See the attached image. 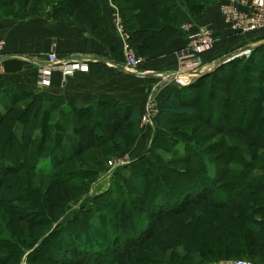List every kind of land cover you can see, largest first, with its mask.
Returning <instances> with one entry per match:
<instances>
[{
    "label": "rangeland",
    "instance_id": "rangeland-1",
    "mask_svg": "<svg viewBox=\"0 0 264 264\" xmlns=\"http://www.w3.org/2000/svg\"><path fill=\"white\" fill-rule=\"evenodd\" d=\"M81 5L82 1L80 0H27V2L24 0H14L13 2L8 1L0 5V18L21 19L47 16L51 19H70L73 22L98 26V18L97 16L94 18V11H87L88 9ZM92 13L93 18L91 17ZM119 18L118 21L115 19L113 22L114 30L116 32V26L120 22V26H117V28L123 29L124 34L127 36L125 39L130 50L141 58L139 66L150 55L166 47V45L160 47L148 56L139 55L131 43V33L125 26L121 15H119ZM93 21L95 22L92 24ZM186 24L192 27L190 23H182L178 27L183 30V26ZM212 35L216 40L213 32ZM188 41L186 37V44L184 46L188 44ZM214 44L215 41L212 47H214ZM179 50L180 48L173 52L177 60L176 71L182 66V62L179 60L177 54ZM245 50L246 53L237 56H247L251 48H246ZM124 59L126 60L125 53ZM238 61V64H234L235 66H227L234 73L230 86L239 84L241 93H239L238 97L242 109L244 105L253 106L255 109L258 108L256 112L253 108H249L251 110L249 119H251L252 132L245 136L236 133L237 130L240 131L239 129H242L241 125H237L234 131L220 129V127H217L218 125L212 126L207 121L210 118V110L214 111L213 108L207 110L205 108L206 105H204L208 99L205 97L206 90H208L207 85L216 80L218 84H221L226 78L224 77L225 73H221V71L217 73L221 74L222 78L211 79L208 75L204 81H198L199 85L203 83L202 89H192L197 92V95L201 96L196 109L201 119L196 122L176 123L173 125L176 129L173 133H167L159 129L154 134L149 135L147 133L151 122L154 126L155 112L158 110L155 100H153V106L150 109L147 110L146 106H143L141 110L142 118H140L138 123L141 132L138 131L136 135L131 133L129 121H124L121 116L114 120L112 117L102 116L101 119L103 121L109 122V120H112L114 124H100L103 121L97 116V110H95V113H92L85 110H72L71 107L64 106L60 107L59 110H55L54 113H50L49 118L46 116L42 118V122L41 116L38 114L39 127L34 131L33 135L40 133L42 128L45 133L49 134L48 132L54 120L57 119L58 127L61 131L56 132V136L66 138L71 133L69 123L73 118L75 122L73 125L75 126L74 131L77 132V127L80 128V131L77 132L78 136L89 132L88 140L90 143L88 144H90V147H84L85 150L80 155H76L72 159L57 165V169L61 170L62 173L78 169L73 174L74 176L69 179L70 188L64 187L61 184H53L50 178L34 172L31 166H29L30 149L27 150L22 146L19 148L9 138V130H0V264H92L94 260L91 259L92 257H85L69 241V237L66 234L62 236L56 229L72 218L74 212L77 215L80 214L79 220L82 218L83 221L86 220L85 218H88V221L86 220L87 223H94L95 220L97 222L99 216L96 217L95 215L100 209H97L96 205L93 204V198L103 192L109 191L113 184V195L119 198L120 203L115 207V210L107 209V211L112 216H117L115 220L117 224H119L120 217L124 216L123 214H127L128 209L143 213L150 212L148 211L149 206L155 201L154 192H160L154 189V182L165 184L170 188L171 192H169L167 200L171 199L175 203V198L180 199L181 192L183 191L181 184L183 185L184 180L190 175L196 176L195 167L184 164L183 158L187 152L183 149V144L178 141L176 136L190 140V144L192 147H195V150H200L207 156H215L217 160H221L222 158L230 160L231 162L228 164L230 169L225 175L224 180L234 178L240 172L242 162H250L249 154L252 146H255L253 150L257 153L258 158H263V163L257 161L254 163V166L259 168L262 166L261 168L264 169V148H259L260 144H263L261 143L262 140L260 142L254 140V144L252 142L249 143L253 135L264 134V70L260 71L256 68L257 65L250 61L246 65H243L246 61L245 57ZM217 66L213 63L212 66L204 69L206 72L202 75L209 74ZM199 76L201 75L192 77L188 82L186 81L187 83L184 82L183 85L189 84ZM203 90L205 91L203 92ZM221 90H219L218 86L215 88V92L211 93V102H213L214 107L218 108L220 114L223 115V117H219L220 122L226 117L229 125L234 124L237 116L240 114V107H236V104L232 105L230 102L220 100L219 91ZM28 102V96L17 91L12 95V98L8 91L0 93V114L9 105L11 106L12 103L16 110L14 111L16 113L15 117L19 118L20 116L21 118L19 126L22 128V134H25L28 116L21 115V111L25 109ZM31 110L33 108L29 106L24 112L29 115ZM103 112L105 111L103 110ZM147 113H149V116H147ZM30 116L32 117L33 114L31 113ZM216 124L218 123L216 122ZM95 129L101 135L96 134V132L94 133ZM25 141H28V139L25 138ZM182 142L184 143L183 140ZM140 143L142 145L138 146ZM246 150H249V153ZM19 151L21 152L19 153ZM21 154L24 156L26 154L24 162H21ZM139 156L142 157L143 162L137 163L138 166L135 167L133 165L140 158ZM3 158L8 159L9 163L20 164L15 169L8 164L5 166L2 161ZM110 161L112 163L116 162L114 167L109 163ZM136 169L138 170L135 172ZM116 171H120L122 174L117 176L119 181H116ZM142 171L145 172L144 177L141 178L139 175H135L134 178H138L141 184H146V194H149V201L147 202L143 200L144 195L139 192L140 186L136 188L133 181L131 183L129 180H123L122 177H128L131 176L129 174L141 173ZM80 176H82V179ZM118 188H120V191H118ZM164 191L168 192V190ZM161 192L163 191L161 190ZM213 196V199L215 198V200L219 201L220 193L218 191H215ZM101 199L104 201L103 197ZM123 199L124 202L122 204ZM163 199L161 202H165ZM208 202L199 200L190 203L178 213H175V208L170 210L163 208L159 212H152L153 214L150 215L146 214L148 220L152 223V234L146 240H140L137 238L138 236L135 237V239L129 241L131 245L127 244V247L123 245L124 240L121 237H117L119 229L121 230L122 227L113 226L111 237H117V240L114 242V240L110 239L111 243H106L110 249L105 253L97 255L94 264H200L204 260L198 254L196 256H185V247L189 248L194 241L195 234L205 238L210 236L217 241L221 238L224 239L226 234L222 233L221 235L223 227L227 224L228 218L233 221L237 215L236 210H229L225 206L215 205L211 200ZM162 206H165V204ZM87 208L93 209L90 214L86 212ZM194 220L195 222L200 220L199 227L198 229L191 230L193 225H189V221ZM78 223L81 224L80 222ZM134 223L133 219H131L130 228L133 233L138 229ZM80 226V228L77 227V230L83 229V224ZM110 226L107 225L104 228L105 232ZM61 231L64 232L63 229ZM244 232H246V237L243 235ZM238 234L242 235H238L236 241L244 251H236L230 255L220 256V258H225L226 261L230 262L246 260L253 264H264V248L261 247V242L264 240L260 239L258 234L251 233L248 229L242 228ZM248 234H252L254 238L252 239ZM60 240L62 242H59ZM43 242L47 243L45 246L39 248ZM39 249L42 250L39 251ZM225 250V248L222 249L223 252ZM42 251L44 252L43 255L40 254Z\"/></svg>",
    "mask_w": 264,
    "mask_h": 264
},
{
    "label": "trees",
    "instance_id": "trees-1",
    "mask_svg": "<svg viewBox=\"0 0 264 264\" xmlns=\"http://www.w3.org/2000/svg\"><path fill=\"white\" fill-rule=\"evenodd\" d=\"M8 1L13 2L14 0H0V5ZM24 1L27 2V0ZM80 1H82L81 6L86 7L88 9L87 11H94V18L96 16L98 18V26L105 32V34L110 35L109 33H107V28L104 25V23L106 22L105 19L99 14V4L97 0ZM205 1L206 0H186L190 13L193 15L198 14L201 11ZM115 2L118 6L119 13L123 19V22L125 23V26L131 33V43L134 45L139 55L148 56L154 53L160 47H163L170 43V41L173 40L174 36H176L178 31V13L175 9L174 4H172L170 0H115ZM93 13L91 14L92 18ZM94 22L95 21H93L92 24ZM109 40L110 42L116 44L119 51L121 52L117 40L114 37H109ZM243 57L246 58V61L243 65H246L250 61L257 65V69L263 71L264 42L251 48L250 53L247 56H236L231 60L218 65L209 74L201 75L198 78H195L189 84L173 85V88L158 105V110L155 115L154 122L155 132L159 129L167 133H173L174 131H176V129L173 127V125L176 123L196 122L200 120V114L196 112V109L201 96L197 95V92L193 91L192 89H202L201 86L203 85V83L202 85H199L198 81H204L205 77H207L208 75V77H210L211 79L218 77L219 79L222 78L221 74L217 73L219 71H221V73H225L224 77L226 78L221 84H218L217 80L208 83V90H206L207 93H205L206 99L208 98L207 102L204 104L206 105L205 108L207 110L211 108L214 109V111L210 110V118L207 121L212 126L218 125L217 127H220V129H230L234 131L237 125H241L242 129H239L240 131L237 130L236 133L242 134L243 136L252 132V125H250L251 119H249L251 114L250 109L253 108L256 112L258 108L255 109L253 106L249 107L244 105L242 109L240 99L238 97L239 93H241L240 86L238 83L234 86H230L233 80L234 73L233 71H230L229 67L227 68L228 65L238 64V60L242 59ZM217 86L219 87V90L222 89L221 91H219V94L221 96L220 100L230 102L232 105L236 104V107H240V114L239 116H237L236 122L234 124L229 125V121H227L226 117H224V120L220 122L219 117H223V115L220 114L218 108L214 107L213 102H211V93L215 92V88ZM6 91L9 92L11 98L12 95L16 93V90L12 89L11 87L0 85V93H6ZM204 91L205 90H203V92ZM19 93L26 94L29 99L27 106L24 110L21 111V115L24 114L28 116V118L23 117L28 119L26 123L27 126L25 134H22V128L19 126L21 118L20 116L19 118L15 117L16 113L14 111L16 110L12 103L11 106L9 105L7 109L0 114V130H9V138H11L19 148L20 146H22L27 150L30 149L29 166H31L34 172L41 176L50 178L53 184H61L64 187L70 188L69 179L74 176L73 174L76 173L78 169L62 173L61 170L57 169V165L72 159L76 155H80L85 150L84 147L87 148L90 145L88 144L90 143V141L88 140L89 132H85L83 135L81 134V136H78L77 132L80 131V128L77 127V132L74 131L75 126L73 125L75 124V122L73 121V118L69 123L71 127V133L66 138L56 136V132L61 131L58 127L57 119L54 120L53 125L48 132L49 134L45 133L44 129L42 128V131L40 133H38L37 135H33L34 131L39 127L37 120L38 114L41 116V119L45 118V116L49 118L48 116L50 113H54L55 110H59L60 107H64L67 105H65V102L61 97H57L56 95L47 93L45 91L36 90L31 92ZM29 106L33 108V110H31L30 112V114H33L32 117L30 116V114L28 115L24 112ZM67 107H71L72 110H85L86 112L92 113H95V110H97L96 114L100 117V119L103 116L108 118L112 117V119L114 120L117 117L121 116L124 121H129V123L131 124L132 134L136 135L139 131L138 123L140 119L138 115V109L132 104L116 100L109 96H102L95 104L91 106L81 107L72 104L68 105ZM103 110L105 112H103ZM42 121L43 119L41 120V122ZM101 121H103V119H101ZM216 122L218 124H216ZM100 124L113 125L114 121L109 120V122H107L105 120L103 122H100ZM95 132L96 134L101 135V133L97 129L94 130V133ZM176 137L178 141L183 144L182 147L187 152V154L183 158L185 161L184 164L194 166L196 176L193 177L192 175H190L187 179L184 180L183 185L181 184V186H183V191L181 192L180 199L175 198V203L172 202L171 199L167 200L169 192H171L170 188H168L165 184H157L156 182H154V189H157L160 192L158 193V191L154 190L155 201L154 203L152 202L149 206L148 211L150 212L143 213L140 211H131L130 209H128L127 214H123L124 216L120 217L119 224H117V222L115 221L117 219V216H112L107 211V209H110L112 211L115 210V207L120 203L119 198L113 195V184L109 191L103 192L102 194L97 195L93 198V204L96 205L97 209H100V211L96 212L97 214L95 215L96 217L99 216L97 222L96 220L94 221V223L96 224L91 222L87 223L88 218L85 217L84 218L87 221H82V218L80 219V221L78 219L80 218V214L77 215L74 212L72 218H70L60 228L56 229V231L60 232L62 236L66 234L69 237V241L76 247L79 252H81L85 257L89 256V258L92 257L91 259H94L92 261V264H94L97 255L105 253L110 249L109 246H107L109 243H111L110 239L114 240L115 242L117 240V237H121L124 240L123 245L127 247L128 245H131L129 241L135 239V237L137 236V238H139L140 240H146L147 238H149V236L152 234V223L150 222V220H148L146 214L150 215L153 214L152 212H159L163 208H165V210L175 208V213H178L190 203L199 200L207 202L211 200L215 205L225 206L229 210H236L237 215L235 216L233 221L229 220L230 218H228L227 224H225V226L223 227L221 235L222 233L226 234V237L224 239L221 238L217 241L210 236H207V238H205L199 237L195 234L194 241L189 246V248L185 247L186 257L194 255L196 256L198 254L201 259L204 260L201 261L200 264H219L221 261H226L225 258L221 259L220 256L230 255L240 250L241 252L244 251L240 244L236 241V237L238 235H242L238 234V232L242 228L248 229L249 231H251V233L258 234L259 238L264 240V169L261 168L262 166L260 168L254 166V163L257 161L263 163V158H258L257 153L253 150L255 146H252L250 148V162H242L240 172H238V174H236L231 180H224L225 175L229 172L230 169V167L228 166V164L231 162L230 160H225L223 158L221 160H217L215 159V156H207L200 150H195V147H192V145L190 144V140H185L178 136ZM25 138H27L28 141H25ZM182 140L184 141V143L182 142ZM254 140H256L257 142H260L262 140L261 143L263 144H260L261 146H259V148H264V134L253 135L249 143L252 142L254 144ZM20 152L21 151H19V153ZM246 152L249 153V150H246ZM25 156L21 154V162H24L26 160ZM139 157L140 158L136 160L133 166L137 167V163L143 162L142 157ZM2 161L5 166L8 164L14 169L20 164L9 163V160L5 158H3ZM137 170L138 169H136L135 172ZM118 175H122L120 171L115 172V176L117 177ZM129 175L131 176H122L123 180H129V182L131 183L133 181L136 188H139L140 186L139 192L144 195L143 200L146 202L149 201V194H146V184H141L138 178H134L135 175H139V177L141 178L144 177L145 172L142 171L141 173H133ZM80 178L82 179V176H80ZM116 181H119L118 177ZM118 189V191H120V188ZM149 189L151 190V188ZM163 189L168 190V192H165ZM161 190L165 193L163 194ZM215 191H218L220 193V197L218 199L219 201L215 200V198H212L214 197L213 195ZM102 197L104 198V201H102ZM162 199L165 202H161ZM123 202L124 199L122 200V204ZM164 204L165 206H162ZM91 210L93 209L87 208L86 212H89L90 214ZM131 219H133V221L135 222L134 224L138 227L135 233L131 232ZM199 221L200 220H198V222H195V220L189 221V225H193L191 230L198 229L200 223ZM78 222L83 224L82 230H77V227L81 225ZM107 225L111 226L108 227L105 232L104 228H106ZM113 226L122 227L121 230L119 229L118 236L115 238L111 237ZM61 229H63L64 232L61 231ZM53 233L55 234V232ZM245 233L246 232L243 233L244 237L247 236ZM248 236L252 237V239L254 238L252 234H248ZM47 242H43L39 246V248L45 246ZM59 242L62 241L60 240ZM106 243L108 244L106 245ZM261 245V247L264 248V241L261 242ZM46 247L49 248V246L47 245ZM223 248L226 249L225 252L222 251ZM41 250L42 249H39V251ZM40 254L43 255L44 252L42 251ZM46 254L47 253L45 251V255Z\"/></svg>",
    "mask_w": 264,
    "mask_h": 264
},
{
    "label": "crops",
    "instance_id": "crops-1",
    "mask_svg": "<svg viewBox=\"0 0 264 264\" xmlns=\"http://www.w3.org/2000/svg\"><path fill=\"white\" fill-rule=\"evenodd\" d=\"M170 1L178 13L177 35L162 50L150 55L136 71H130L125 66L123 48L114 30L113 22L120 15L114 0H97L99 14L105 19L104 25L110 35L103 33L97 25L89 26L70 19H51L47 16L0 18V35L5 40L6 55L0 85L18 92L36 91L37 69L46 63V54L54 43L59 60L76 59L84 62L88 69L77 70L68 76L55 69L51 84L41 91L61 97L67 106L87 107L102 96H109L134 105L140 119L148 98L155 100L158 106L177 84L161 77L176 72L177 60L173 52L186 44V34L178 27L180 24L190 23V31L207 28L216 36L214 47L201 54L205 69L223 56L264 40V30L233 33L220 12L219 0H206L196 15L190 13L186 0ZM109 37L117 40L121 52ZM154 132L155 127L151 123L147 133Z\"/></svg>",
    "mask_w": 264,
    "mask_h": 264
},
{
    "label": "built area",
    "instance_id": "built-area-1",
    "mask_svg": "<svg viewBox=\"0 0 264 264\" xmlns=\"http://www.w3.org/2000/svg\"><path fill=\"white\" fill-rule=\"evenodd\" d=\"M219 9L226 21L228 27L233 33H246L253 31L264 30V0H219ZM117 21L119 17L115 18ZM117 26H120L118 22ZM116 26V36L119 40L120 45L125 53L126 60L125 66L130 71H136L141 58L136 56L132 50H130L127 40V36L124 34L123 29ZM189 25L183 26V31L188 38V44L178 51V58L182 62V66L173 74H164L161 79L167 81H175L177 84L188 82L191 79V75L196 70L205 69V65L202 62L201 54L210 49L215 41L212 32L207 28L200 27L199 30L191 32ZM5 41L0 36V76L2 74V63L4 60ZM55 45L52 44V48L46 54V63L40 65L37 69L36 74V89L43 90L51 84V75L53 70L58 69L62 72V75L72 74L73 71H86L88 66L76 59L59 60L56 55ZM246 53L244 49L241 51ZM240 52V53H241ZM186 82V83H187ZM179 84V85H181ZM153 104V99L148 98L146 101L147 110L150 109ZM157 113V110L156 112ZM149 116V113H147ZM145 116V115H144ZM142 118V116H141ZM145 118V117H143ZM152 123V122H151ZM112 167L115 163L109 162ZM219 264H253L246 260L236 261H221Z\"/></svg>",
    "mask_w": 264,
    "mask_h": 264
},
{
    "label": "water",
    "instance_id": "water-1",
    "mask_svg": "<svg viewBox=\"0 0 264 264\" xmlns=\"http://www.w3.org/2000/svg\"><path fill=\"white\" fill-rule=\"evenodd\" d=\"M264 42V40H260V41H257V42H255V43H252V44H250V45H248L246 48L247 49H249V48H252V47H254L255 45H257V44H260V43H263ZM245 48V49H246ZM241 51H243V50H241ZM241 51H237L236 53H234V54H229L228 56H223V57H221V58H219L218 60H216L215 62H214V65H219V64H221V63H223V62H226L228 59H231V58H233V57H235V56H237V55H242V54H244V53H242ZM241 52V53H240ZM232 55H233V57H232ZM26 59H28V58H26ZM206 72V70H204V69H201V70H196V71H194L193 73H192V76L193 77H195V76H198V75H202V74H204Z\"/></svg>",
    "mask_w": 264,
    "mask_h": 264
}]
</instances>
